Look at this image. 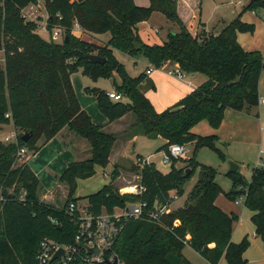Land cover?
Listing matches in <instances>:
<instances>
[{
	"label": "trees",
	"instance_id": "trees-1",
	"mask_svg": "<svg viewBox=\"0 0 264 264\" xmlns=\"http://www.w3.org/2000/svg\"><path fill=\"white\" fill-rule=\"evenodd\" d=\"M42 1L49 14L47 29L51 33L56 27L62 30L61 44L44 40L38 23L22 17V10L37 0H0V47L5 53L0 67V130L13 123L18 134L17 142L0 143V264H38L37 252L45 238L74 244L78 229L68 208L80 202L75 198L78 181L93 178L97 166L105 169L110 164L116 137L96 125L82 108L72 83V76L79 72L96 81L114 80L121 101L97 88L86 90L96 97L110 123L133 114L139 134L166 141L162 151L175 144L194 149L191 157L172 159L167 174L153 163L145 164L138 170V194L121 195L107 185L87 197L88 209L96 216L146 204L143 215L127 222L116 240L114 251L122 262L192 264L183 254L189 246L210 264L222 260L225 264H247L244 255L251 242L248 238L233 241V226L239 217L216 205L222 193L216 181L218 171L201 164L197 153L208 147L218 151L222 161L228 157L218 148L217 136H200L193 129L207 121L218 130L227 110L243 112L259 106L264 55L245 50L238 35L255 33V25L244 22L242 16L264 10V0H250L218 35L204 30L193 33L179 15L177 0H149L148 8L137 6L134 0ZM154 13L162 14L173 26L161 45L144 43L138 32V25ZM76 24L91 41L74 35ZM105 35L110 38L104 40ZM115 50L133 59L144 57L158 70L178 66L189 76L203 74L207 81L158 113L141 91L146 75L132 77L116 58ZM87 55H98L106 63L94 64L85 58ZM151 88L156 86L152 83ZM65 129L89 142L92 157L70 163L61 175L59 180L69 194L66 204L56 207L38 199L41 181L18 154L25 148L32 157ZM25 135H30L28 142L23 140ZM183 162L187 166L177 167ZM188 169L191 173L187 175ZM196 171L198 179L185 205L158 221L152 219L149 214L157 207H171L174 197L178 200L184 195ZM227 176L233 182L228 198H245V206L253 212L256 236L264 244V169L255 168L250 183L239 172ZM117 177L115 169L113 178Z\"/></svg>",
	"mask_w": 264,
	"mask_h": 264
},
{
	"label": "rangeland",
	"instance_id": "rangeland-1",
	"mask_svg": "<svg viewBox=\"0 0 264 264\" xmlns=\"http://www.w3.org/2000/svg\"><path fill=\"white\" fill-rule=\"evenodd\" d=\"M239 1H241L243 4H238ZM248 0H202V8H203V21L206 22L209 26H212L213 24H216L218 19L224 18L228 22L233 21L239 14L244 10L245 6L247 5ZM41 12L44 16H46L43 20L39 19L38 25H39V35L44 40L48 42H54L56 44H61L64 40V36L61 32V34H57L56 31L53 30L51 33L48 29H46L47 24L45 23V20L47 18V10L46 6L42 4ZM40 14V13H39ZM260 16H255L251 12L246 13L245 18H247L249 23H253L254 21L258 22L259 25L257 26V32L255 35V39L259 45L264 44V10L261 11ZM222 16V17H221ZM195 17L192 18V22H194ZM254 20V21H251ZM44 22L42 24L41 22ZM156 27H152L148 23H145L144 25H140L138 27V32L143 40L144 43L155 45L160 44L162 42L163 35L158 33L155 29ZM78 33V32H77ZM81 38H83L86 41H91L89 37H87L83 31L78 33ZM246 37L253 36L252 34H243ZM244 37V36H243ZM105 39H109V35L104 36ZM245 38V37H244ZM244 38L242 40H244ZM254 40V39H253ZM252 40V42H253ZM250 41V40H248ZM245 43V41H244ZM262 43V44H261ZM1 48V47H0ZM116 57L118 61L123 64L128 71V73L132 77H139L142 74L147 75V70L150 68L149 62L144 57H139L137 59H133L126 54L122 52L116 51ZM4 50L0 49V64L4 65L5 63V55ZM173 67H168L167 73L169 70H171ZM82 76V82L83 85L89 86L90 89L95 88H106L107 90H111V81L105 80V79H99V80H92L91 78L85 76ZM193 82H201L199 84H203L207 81V77L203 74L197 75L195 78L191 79ZM146 81V82H145ZM145 83L141 87V91L147 96L148 91H153L151 89L152 87V79L148 77V80L145 79ZM85 87V88H86ZM84 88V95H87L89 97L95 98V96L92 93H86ZM150 88V89H149ZM87 90V89H86ZM153 92L150 93V95ZM130 122L129 125L137 124L136 123V117L135 115L131 114V117L129 118ZM126 127L120 128L117 132L124 131ZM196 131L199 134L202 135H211L213 131H211L213 128L210 126V124L207 121H202L200 124L196 126ZM210 131V132H209ZM14 125L13 123H10L9 125H5L0 130V143H4L3 141L5 138L12 133H14ZM139 141L135 147V152L139 156L135 155L134 150L132 147H130L131 150L125 153L123 158H117V154H119V151L121 148H123V138L121 140L117 141L113 147V150L111 152V157L114 156V165L115 169L118 171V177L113 178V174L115 172L113 165H108L105 169L106 170H97V174L95 177L83 180L79 183V196L80 198V206L85 208L88 206L87 197L96 194L97 192L101 191L105 185H112L115 190H117L121 195L125 194H138L140 192L138 188V170L142 169L145 164L153 163L159 171H161L163 174H167L171 171V163H165L163 160L165 151L161 150V147L164 145V140L162 139H152L147 136H139ZM82 146H80V156L78 161H85L91 158V148L86 140H82ZM129 146L124 147V149H127ZM237 148V141H235L233 144L230 143V146L228 149L224 146L218 145V148L228 156L227 160L224 162L220 159L218 151H215L211 148L205 147L198 151L197 153V160L204 165L212 166L218 171L217 176V183L222 189V193L218 196V202L220 205H222L227 210L231 211L233 210L235 214L239 216L238 220L235 222V229L233 232V240L235 243H240L244 236L249 234V238L251 241H255V238L253 235L255 234V231L253 229V224L251 221V217L253 212L249 210L243 201H231L228 198V194L230 193L233 182L231 178L227 176V173L230 169L229 162H233V156L230 154L231 149ZM193 146H190L188 154L185 155V157H191L193 156ZM259 152V151H258ZM28 158V157H27ZM25 161V159H23ZM235 161V160H234ZM180 167L187 166V163H179ZM46 166V165H45ZM49 166V165H48ZM249 166V167H248ZM255 167L254 163H244L241 164V171L239 173H242L243 176L247 179V182L252 181L253 176V168ZM189 170V169H188ZM41 172V171H40ZM42 173V172H41ZM107 176H105L106 174ZM63 173L59 170L51 168L49 166L47 170V166L45 168V175L44 178L41 181V188L43 190L42 194L52 195L53 198H55L56 202L58 203V207H62L67 202V188L65 184L61 183L59 178L61 177ZM43 177V175H42ZM198 179V171L195 172V174L188 180V183L185 187V193L184 195L177 200L174 204L171 205V211L178 207H183L191 194L196 182ZM41 196V194H38ZM0 196H1V190H0ZM237 202V203H236ZM254 248L250 250L247 253V256L250 255H258V247H264V244L262 240L258 239L257 242H255ZM259 245V246H258ZM261 249V248H260ZM184 256L187 260H189L192 264H210L207 260H205L200 254H198L196 251H194L191 247L187 246L183 251ZM221 264H225L224 261H222Z\"/></svg>",
	"mask_w": 264,
	"mask_h": 264
},
{
	"label": "crops",
	"instance_id": "crops-1",
	"mask_svg": "<svg viewBox=\"0 0 264 264\" xmlns=\"http://www.w3.org/2000/svg\"><path fill=\"white\" fill-rule=\"evenodd\" d=\"M134 1L136 5L139 7H145V8L150 7L149 0H134ZM177 1H178L179 15L193 33H199L204 30L208 34L218 35L221 32V30L225 27V25L230 23L224 18H220L217 20L218 22L216 24L209 26L206 22L203 21L202 0H177ZM249 1L250 0H248L247 5ZM238 4H243V3L239 1ZM251 13L254 14L255 16L261 15L260 14L261 11L251 12ZM245 16H246V13L242 16V20L246 23H249L250 20L245 18ZM193 17H195L194 22H192ZM251 21H254V20H251ZM145 23H148L152 27H156L155 28L156 31L163 35L162 42L160 44H155V45L163 44V42L167 39V36L170 33V31L173 30L172 24H170L167 21V19L160 13H154L149 21L139 24L138 27H140V25L141 26L144 25ZM249 24L255 25L256 27L255 33L252 34L253 36H250V37H246L243 34H239L238 41L245 50L247 51L257 50V51H260L264 55V44L261 43L262 45H259L255 39L256 38L255 35L257 32V26L259 25V23L254 21L253 23H249ZM74 35L77 38H81L78 33H74ZM243 38L244 40H242ZM104 40H108V39L104 38ZM115 52L116 50L114 51V54L116 56ZM81 75H83L81 72L74 74L72 76V83H73L75 92L78 96V99L80 101L82 108L90 115V117L92 118L93 122L96 125L103 127V130L105 132L114 135L116 137V142L121 140V138H123V141H125L122 146L123 148H121L119 151L120 155L118 154L116 155L117 158L118 159L123 158L122 156H124L125 154L124 152L131 150L130 147H132V149L135 152V147L140 138L139 136H142V135L137 132V126L135 123L132 125H129V122H130L129 118L131 117V114L124 116L123 118H121L120 120L116 122L110 123L109 120L106 118V116L102 114V112L100 111L96 97L93 98V97L84 95V88L86 87V85H83ZM197 75L199 74H193L190 76L187 75L184 80H180L176 77H172L168 75L167 73H165V71H163V69L162 70L157 69L147 75L148 77L152 79V83L156 86V89L153 91H148L147 92L148 94L146 97L151 101L155 110L158 113H161L167 110L168 108L172 107L176 103H178L185 96L189 95L195 89H197L199 86L202 85V84H199L201 82H193V80H191L195 78ZM83 77L85 76L83 75ZM148 77L146 78V80H148ZM115 80L117 81V83H120V79L118 77H116ZM110 81H111V86H112L111 90H107L106 88H97V89L106 91L107 93H116L114 80L111 79ZM86 89H90L89 86L85 88V92L88 93ZM151 92L153 93L150 95ZM260 99L264 100V71L262 73L261 80H260ZM124 126L126 127L124 131L117 132L120 128H123ZM195 128L193 129V133L200 135V136H206V135L199 134ZM211 131H213V133L208 136H212V135L217 136L219 138V142L217 145L224 146L227 149L230 146V143L233 144L235 141H237V148L235 147L234 149H231L232 151H230V154L234 157L233 159L235 161L233 160V162L237 163L240 166L238 172L241 171V164L243 165L244 163H249V162L254 163L255 167L253 168L252 172L257 167L259 168L263 167L264 165V103H260L258 107L246 109L243 112H237L231 109L227 110L221 127L218 130L212 129ZM82 140H85V139L80 138L76 136L74 133H71L70 131L65 129L61 133H59L54 139H52L49 143L44 145L37 154L30 157V154L28 153L25 159L26 161H28L29 166L38 176L40 181H42L45 175L46 166H47V170L49 166H51V168L53 167V169L55 170L57 169L61 171V173H64L70 163L82 162V161H78L80 152H81L80 146H82L83 144ZM165 144H166V141H164V145ZM127 145L129 147L127 149H124V147H127ZM122 149L124 150V152ZM135 155L139 156L138 154H136V152H135ZM91 157H92V150H91ZM113 158L114 156L111 157L109 166L113 165L115 169ZM177 167H180V166L177 164ZM106 169L97 166L96 174H97V170H106ZM105 176H107V174ZM81 181L83 180L78 181V189L75 194V198H78L77 196H79V183ZM39 193L41 194V196L38 195V199L40 201H43V202H46L48 204L58 207L57 206L58 203L56 202L55 198H53L52 195L42 194L43 190L41 187H40ZM67 194H69L68 188H67ZM241 199L244 203V199H245L244 197L240 198L238 202H241ZM217 200H216V205L219 208H221L225 213L229 215L231 214L237 215L234 213L233 210L229 211L226 208H224L222 205L219 204ZM78 205L80 206V202H78ZM233 229H235V223H234ZM253 229L255 231V234L253 235V237L255 238V241L250 240L249 234L244 236V238H248L251 242L250 248L247 250L248 252L254 248L255 244H257L255 242H257V240L260 239L258 236H256L255 227H253ZM260 248L258 247V251H259L258 255H250L248 257L247 256L248 252L245 253L244 258L246 259L247 264H264V247H260Z\"/></svg>",
	"mask_w": 264,
	"mask_h": 264
},
{
	"label": "built area",
	"instance_id": "built-area-1",
	"mask_svg": "<svg viewBox=\"0 0 264 264\" xmlns=\"http://www.w3.org/2000/svg\"><path fill=\"white\" fill-rule=\"evenodd\" d=\"M42 4L45 5V2L37 0L36 3L27 6L22 10V17L28 22L38 23L39 19L43 20L46 16L41 12V9H43ZM48 20L49 14L45 20L47 24L46 29L48 27ZM41 23L44 24L43 21ZM81 30L80 26L76 24L73 33H79ZM54 31L57 34H61L62 32L58 27ZM167 69L164 70L167 71ZM155 70L157 69L151 66L147 73L150 74ZM167 74L180 80H184L187 76L178 66L173 67ZM108 95L114 101L122 100L120 94L108 93ZM260 103H264V100L260 99ZM17 139L18 134L14 132L7 136L3 142L13 143L17 142ZM188 152L189 147L187 145H171L165 151L163 160L165 163H171L172 159L185 157ZM27 154L28 150L22 148L18 154V158L23 160ZM262 168L264 169V165ZM174 199L177 200V197H174ZM145 208L146 204H136L125 209H116L113 213L103 212L96 216L90 213L88 207L82 208L78 204L71 203L68 213L78 229L74 244H62L45 238L40 243L36 260L38 264H74L77 262L84 264H124L114 251L116 240L124 231L126 223L140 218ZM170 211L171 208L167 206L157 207L149 216L158 221ZM95 251H98V254ZM59 252H62V254L56 257ZM218 264H221V262Z\"/></svg>",
	"mask_w": 264,
	"mask_h": 264
},
{
	"label": "water",
	"instance_id": "water-1",
	"mask_svg": "<svg viewBox=\"0 0 264 264\" xmlns=\"http://www.w3.org/2000/svg\"><path fill=\"white\" fill-rule=\"evenodd\" d=\"M66 40H68V38H66ZM85 58L87 60L91 61L94 64H105L106 63V59H104V58H102V57H100L98 55H87ZM29 138H30V135H25L23 137L24 142H28ZM229 164H230V169H229V171L227 173L228 175L229 174L237 173L239 171L240 166L237 163H235V162H229ZM190 173H191V171L190 170H187V175L190 174ZM3 194L5 196H7V191L4 190L3 191ZM58 227H59V225H58ZM95 252L98 254V251H95ZM61 254H62V252H59L56 255V257L57 256L59 257Z\"/></svg>",
	"mask_w": 264,
	"mask_h": 264
}]
</instances>
